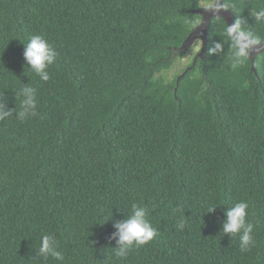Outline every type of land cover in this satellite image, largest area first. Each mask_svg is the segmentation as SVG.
I'll list each match as a JSON object with an SVG mask.
<instances>
[{
  "label": "trees",
  "instance_id": "1",
  "mask_svg": "<svg viewBox=\"0 0 264 264\" xmlns=\"http://www.w3.org/2000/svg\"><path fill=\"white\" fill-rule=\"evenodd\" d=\"M211 1L0 0V98L14 110L0 120V264H264V53L233 67L213 19L204 59L163 77ZM223 3L264 41V0ZM35 34L58 53L47 82L23 59ZM25 86L37 114L21 121ZM241 201L249 251L222 230ZM133 203L158 234L118 258L112 223ZM45 234L63 261L38 255Z\"/></svg>",
  "mask_w": 264,
  "mask_h": 264
},
{
  "label": "clouds",
  "instance_id": "2",
  "mask_svg": "<svg viewBox=\"0 0 264 264\" xmlns=\"http://www.w3.org/2000/svg\"><path fill=\"white\" fill-rule=\"evenodd\" d=\"M257 21H264V10L255 13ZM244 19H240L236 24L229 29L230 34L235 33V47L237 51L234 53V64L241 62L240 58L244 57L249 43L255 42L251 33L241 31V25L245 24ZM218 47H221L219 44ZM57 51L55 47L48 42V40L39 34L32 35L24 45L23 59L27 65L41 81L47 82L50 75L47 71L48 67L52 65L57 58ZM21 104L20 111L16 113V118L23 121L28 116H35L37 114V96L36 88L33 86H25L20 90ZM13 109L6 107V101L0 98V120H4L13 115ZM216 207H212L208 212H212ZM249 204L245 201L236 203L231 208H227L224 213V221L222 230L225 235L234 234L239 235L240 248L242 251H249L254 246V237L252 235L254 225L247 221V209ZM112 220V217L111 219ZM107 220V221H109ZM106 221V222H107ZM105 222V223H106ZM104 224V223H103ZM112 227L115 231L109 237L110 240L116 241L114 250L115 256L118 258L127 257L133 247H139L150 242L157 236V229L153 227L148 219V211L145 207L133 203L131 205L129 215L123 219L113 221ZM178 227L183 229L185 227V220L181 219L178 222ZM58 241L53 235L45 234L40 239L38 255L44 260L49 257L55 258L58 261H63V254L57 250Z\"/></svg>",
  "mask_w": 264,
  "mask_h": 264
},
{
  "label": "water",
  "instance_id": "3",
  "mask_svg": "<svg viewBox=\"0 0 264 264\" xmlns=\"http://www.w3.org/2000/svg\"><path fill=\"white\" fill-rule=\"evenodd\" d=\"M213 5L201 8L199 10L193 11L194 14L200 16V22L194 30L187 36L180 48L176 50L179 55H184L190 50L197 42L201 43V50L197 54L196 58L204 59L206 55L207 47V35L208 29L213 19H221L226 24L227 30L235 25L234 23V13L224 6L223 0H213ZM230 34V32H229ZM230 36L235 41V33L230 34ZM246 55L251 62V70L254 71V60L257 56L264 53V41L260 43H249L246 49ZM196 59L194 60L195 64ZM192 66L187 68L178 78L180 81L190 70Z\"/></svg>",
  "mask_w": 264,
  "mask_h": 264
},
{
  "label": "rangeland",
  "instance_id": "4",
  "mask_svg": "<svg viewBox=\"0 0 264 264\" xmlns=\"http://www.w3.org/2000/svg\"><path fill=\"white\" fill-rule=\"evenodd\" d=\"M213 1H211L208 5H203L202 8H206L209 7L211 5H213ZM199 24V23H198ZM201 50V43L199 42L197 45L193 46L190 50V53L184 57L181 58L177 61V63L175 64V66L168 72H166L163 77L167 80V81H172L178 74H180V72L186 67L188 66L192 60L195 58V56L200 52Z\"/></svg>",
  "mask_w": 264,
  "mask_h": 264
}]
</instances>
